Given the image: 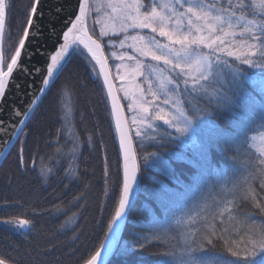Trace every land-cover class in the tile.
Instances as JSON below:
<instances>
[{"label": "trees", "instance_id": "obj_1", "mask_svg": "<svg viewBox=\"0 0 264 264\" xmlns=\"http://www.w3.org/2000/svg\"><path fill=\"white\" fill-rule=\"evenodd\" d=\"M32 2L8 0L11 12L2 41L7 57L19 44ZM244 2L253 4V0ZM245 14L248 20L261 19L258 9ZM93 16L92 12L88 17V29L101 43L110 67L108 42L121 36L97 39L101 28ZM225 58L239 67L221 69L223 106L213 105L212 111L193 119L194 135L188 144L155 119L145 122L141 132L156 140L159 133L163 142L137 138L114 81L131 125L139 171L133 207L107 264H186L193 258L201 264H239L227 249L231 246L242 256L250 237L245 224L233 220L264 227V211L255 206H264V165L251 145V139L264 130V69ZM147 73L140 83L150 104L149 88L154 84ZM168 77L171 83L166 90L176 97L181 112L191 115L193 106L206 107L207 99L196 90L194 79L169 72ZM202 85L212 94V88ZM149 109L151 113V105ZM149 122L158 126L155 131L147 128ZM21 141L24 167L20 165ZM153 152L154 156L143 160ZM47 169L51 172L45 176L42 173ZM121 187L120 156L108 102L92 61L76 46L0 165V221L15 217L34 224L24 232L0 224V258L8 264H84L104 242ZM185 209L195 212L186 228L176 219L178 211ZM208 237L212 244L206 242ZM191 238L205 239L203 248L190 255L187 242ZM250 264H264V254Z\"/></svg>", "mask_w": 264, "mask_h": 264}, {"label": "snow or ice", "instance_id": "obj_2", "mask_svg": "<svg viewBox=\"0 0 264 264\" xmlns=\"http://www.w3.org/2000/svg\"><path fill=\"white\" fill-rule=\"evenodd\" d=\"M40 3L41 0H33L19 44L10 57H7L2 41L11 7L8 0H0V113L4 111L3 105L9 92L13 88L17 91L22 88V85L16 82L18 75L29 76L32 75L33 71L40 75L42 72L40 68L29 69L23 62L25 56L30 59L31 55L39 53V49L30 53L26 41L34 40L41 34L35 29L34 25V18L39 12ZM78 4V14L75 15L74 19L70 18L66 22L71 26L63 31V43L50 56V62L47 63L46 75H43V83L39 88L41 94L46 93V90L50 89L52 81L58 77L63 67L62 62H65L73 45H83L90 54L91 59L95 61V65L99 66L100 73L104 77V85L108 88V95H112V84L109 82L106 71L108 64L104 58V53L101 51V44L93 39V36L89 35L85 28V20L90 16L94 7L97 13L100 12L101 8H110L112 10L109 14L110 18L120 22L122 31L127 32L128 29H131L137 32L136 35L126 36L125 40L131 39L133 44L130 46L141 55L150 56L153 61H162L165 68L160 70L161 73L168 71L169 73H175L177 76L183 75L184 69L181 68V64H184L188 66L191 72L196 74L193 77L196 81L195 88L202 97L207 99L206 107L193 106L191 115L180 112L179 116L172 120H164L162 109L160 113L153 116L149 113L148 108L144 107L141 109L144 114L143 118L141 116L132 118V125H136L135 136L137 138L143 137V139L156 140L155 136L149 137L147 132H141L138 121L164 120V124L175 127L178 136H182L188 131L193 119L212 111L213 105L223 106L222 101L225 98V92L221 69L227 67L236 70L239 67L234 66V63H230L225 57H234V61H238L240 65L264 69V0H260L258 5L255 0L251 5H246L244 0H237L236 3L233 0H226V3L224 0H216L215 3H210L208 0H169L168 3L163 4L156 3L153 0L150 8L143 4L141 0H116V2L107 0V3L99 4L97 0H78ZM257 9L261 19L259 21L248 20L245 13L251 10L255 14ZM57 11H60V9H57ZM96 22L100 23V20L98 19ZM144 29H148L153 34L158 33L167 43H161L155 36L149 37L139 34L138 30L142 31ZM101 34L107 35V32L102 29ZM125 40L120 41L121 47L124 46ZM205 49H207V52L204 51ZM254 57L260 59H254ZM121 59H123V56H121ZM128 59L131 60L133 57H128ZM141 67L142 64L137 62V70ZM177 69H180V71L177 72ZM201 81L212 88V94L203 89ZM215 85H219V87L217 88ZM38 99L39 96L35 97L31 103L36 104ZM141 103H146V101L141 100ZM113 108L115 109V98H113ZM21 115L27 116V112L22 113L15 108L10 111L11 120H15ZM19 123L23 124L24 121L19 120ZM117 127H120L119 119L117 120ZM156 127L158 126H154L151 122L147 124V128L150 130L155 131ZM0 131H7L5 122L2 120H0ZM165 134L169 138L172 137L171 133L165 132ZM157 135H159V140H156V142H163L160 134ZM13 138H16L14 134ZM23 144L24 141H21L20 165L22 167L25 166ZM131 144L132 141L128 140L126 134L122 132L120 135V148L124 159L123 183L114 214L111 215L107 225L108 230L105 232V241H108L109 246L111 244L109 236L118 230V221L129 204L130 193L139 171L136 163L137 157L130 155ZM154 155V152L147 153L143 156V160H147ZM48 172H51V169H47L42 174L47 176ZM104 175L107 181L109 176L107 158H105ZM261 187L264 188V183ZM245 199H247V196H245ZM255 206L264 211V206ZM233 222L245 224L250 238L245 242L246 246L243 249L242 256L240 251L231 246L227 250L232 257L236 258L235 261L239 264H250L251 260L264 254V227L257 229L254 226H248L244 220L240 219H234ZM0 224L18 232L31 231L34 227L31 220L15 217L2 220ZM204 239L202 238L198 242L197 239L191 238L187 242L190 255L203 248ZM206 242L208 244L213 243L210 237L206 238ZM132 247L138 250L135 242L132 243ZM138 247L143 248L144 246L139 245ZM104 248V243H101L100 248L95 250L90 258L84 261V264H98V260L102 255L101 249ZM0 264H8V262L0 258ZM187 264H201V262L193 258Z\"/></svg>", "mask_w": 264, "mask_h": 264}, {"label": "water", "instance_id": "obj_3", "mask_svg": "<svg viewBox=\"0 0 264 264\" xmlns=\"http://www.w3.org/2000/svg\"><path fill=\"white\" fill-rule=\"evenodd\" d=\"M60 9V11H57ZM79 4L78 0H41L39 5V12L34 18L35 29L41 33L34 40L26 41V45L30 50V53L35 52L36 49H39V53L36 55H31V58L25 56L23 58V62L27 65L29 69L40 68L42 70L40 75H37L35 71L32 72V75L22 76L18 75L16 78V82L22 85L21 90L17 91L13 88L3 105L4 111L0 113V120L5 122L7 131H0V165L7 156L8 152L16 143L20 134L24 130L26 124L28 123L30 117L32 116L36 106L40 102L41 98L45 94H41L39 92V88L42 86V77L46 75L47 71V63L50 62V56L55 53L56 49L60 44L63 43V31L67 30V27H70V24L66 22L71 18L74 19L75 15L78 14ZM85 28L90 34L88 29V18L85 20ZM93 39H95L93 37ZM98 43H100L97 40ZM101 44V43H100ZM77 45H73L70 52ZM90 58L92 61L99 79L101 81L107 102L109 111L111 114V119L113 123V128L116 136L120 163H121V178L123 183V152L120 148V135L123 132L126 134L128 140L132 141L130 148V155H135V147L133 144V139L130 133V128L127 122L125 110L123 108L122 102L120 100L116 85L114 83L110 67L107 61V58L104 54V58L107 61L108 67L106 69L109 77V82L112 84V95H108V88L104 85V77L100 73V69L98 65H95V61L91 59L90 54L87 52V49L83 47V45H78ZM101 51H103V47L101 45ZM70 54V53H69ZM68 54V56H69ZM67 56V57H68ZM66 57V59H67ZM66 61V60H65ZM64 64V62H62ZM39 96L36 104H32L31 101L35 97ZM113 98H115V109L113 108ZM12 108H15L22 113L27 112V116L21 115L15 120L10 119V111ZM119 119L120 127H117V120ZM19 120H23L24 123L20 124ZM13 134L16 138H13ZM7 141V143H5ZM136 156V155H135ZM137 163V159H136ZM138 165V164H137ZM138 189V173L136 182L133 185V189L130 193L129 204L126 208L125 213L118 221V230L114 231L113 234H110L109 239L111 241L110 246L108 245V241L104 239L105 248L101 249L102 255L98 260V264H107L109 260L115 254L118 245L120 243V239L125 227L126 219L130 210L133 207L136 192Z\"/></svg>", "mask_w": 264, "mask_h": 264}, {"label": "rangeland", "instance_id": "obj_4", "mask_svg": "<svg viewBox=\"0 0 264 264\" xmlns=\"http://www.w3.org/2000/svg\"><path fill=\"white\" fill-rule=\"evenodd\" d=\"M151 3L148 5L150 8L153 0L148 1L147 3ZM156 3H168L169 0H155ZM97 3H107V0H97ZM93 18H96V21L100 20V28L101 31L98 34H95V37L97 39H100L101 37H107V36H113L118 37L121 36V40H125V37L136 35L137 32H134L131 29H128L127 32H124L120 28V22L118 20H114L110 18V15L112 10L110 8H101L100 12L97 13L95 10V7L93 8ZM91 12V13H92ZM115 15V14H112ZM101 17V18H100ZM95 20V19H94ZM95 21V22H96ZM99 24V23H98ZM102 29L107 32V35H102ZM139 34L141 35H147L149 37L155 36L157 40H159L161 43H167V41L160 37L158 33L153 34L148 29H144L142 31L138 30ZM99 35V36H98ZM109 41L108 47H109V54L108 58L110 60V67H111V74L113 77V80L115 81L118 91L120 93L121 98L126 104L127 111L129 113V119L132 124V118L136 116H141L143 118L144 114L141 112V109L144 107H147L150 113L149 106H152L153 111L150 113L153 116L156 113H160L161 109L163 110V116L164 120H172L175 117L179 116L180 108L178 106V102L176 97H173L171 93L169 94V91H167V88H170L169 86V77H168V71H164L161 73V69L165 68L163 62H157L153 61L150 56H144L141 55L138 51H135L133 47L130 45L133 44V41L131 39L125 40V44L123 47L120 45V41ZM179 47L178 45L176 46ZM207 52V49L204 50ZM121 56H123V59H121ZM128 57H133V59H128ZM137 62H140L142 64V67L137 70L136 65ZM181 68L184 69V74L180 75L183 79L192 80L193 77L196 75L194 72H191V70L188 68L187 65L181 64ZM110 70V71H111ZM148 71L147 75L150 79V83L153 82L154 87L150 84H148L151 88V91H149V94L151 95V102L141 103V100L146 101V97L144 96L142 89H141V83L140 79L143 76L144 72ZM177 72L180 71V69L176 70ZM175 74V73H173ZM202 82V81H201ZM194 86L196 84V81L194 80ZM203 84V82L201 83ZM163 95L164 99L159 100V96L156 95ZM164 120H158L163 123L164 126H168L164 124ZM145 122H148V120H142V122L138 121L140 130L142 127L146 126ZM136 128V125H133ZM169 127V126H168ZM175 131V127H170ZM193 125L189 127L188 131L180 136L183 137L185 140V143L188 144L189 140L187 139H193ZM176 132V131H175ZM177 135H179L177 133ZM188 137V138H186ZM251 145L254 148L255 152L260 157L263 165H264V130H261L259 134L254 136L251 139ZM193 214L195 212H187V210L178 211L176 219L179 224H182L184 228L188 227L191 222L193 221ZM187 264V263H186Z\"/></svg>", "mask_w": 264, "mask_h": 264}, {"label": "flooded vegetation", "instance_id": "obj_5", "mask_svg": "<svg viewBox=\"0 0 264 264\" xmlns=\"http://www.w3.org/2000/svg\"><path fill=\"white\" fill-rule=\"evenodd\" d=\"M148 1H150V0H141V2L143 3V4H145V5H147L148 3ZM114 2H116V0H114Z\"/></svg>", "mask_w": 264, "mask_h": 264}]
</instances>
